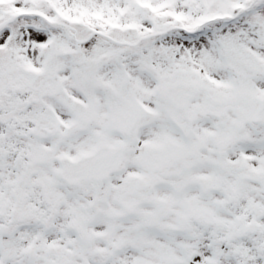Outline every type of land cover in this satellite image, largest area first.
I'll return each instance as SVG.
<instances>
[{
  "label": "snow or ice",
  "instance_id": "6c2138e0",
  "mask_svg": "<svg viewBox=\"0 0 264 264\" xmlns=\"http://www.w3.org/2000/svg\"><path fill=\"white\" fill-rule=\"evenodd\" d=\"M0 264H264V0H0Z\"/></svg>",
  "mask_w": 264,
  "mask_h": 264
}]
</instances>
